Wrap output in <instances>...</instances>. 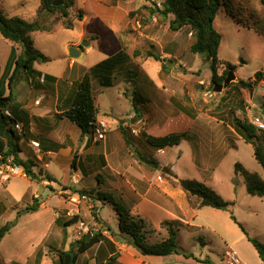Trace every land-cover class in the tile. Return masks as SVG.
<instances>
[{
    "label": "rangeland",
    "instance_id": "1",
    "mask_svg": "<svg viewBox=\"0 0 264 264\" xmlns=\"http://www.w3.org/2000/svg\"><path fill=\"white\" fill-rule=\"evenodd\" d=\"M71 1L72 6L68 9L66 20L62 19L59 12L48 16L40 13L37 16L42 25L50 29L30 34L34 47L49 58L47 62L39 63L42 66L40 71L54 77L63 75L66 66L62 47L64 43L77 39L81 32L84 33V40L80 44L83 41L88 43L87 40H96L90 46L94 48L92 54L80 58L81 61L84 59L82 65L88 66L104 56L112 57L121 50L125 51L134 65L131 70L133 75H127L123 71L116 72L111 88H101L100 93L97 82L92 86L95 90L98 89L93 92L95 91L94 98L98 108L97 117L105 126L104 135L111 127H116L115 131L119 132V125L124 126L132 136L130 141L133 144L130 148L131 157L128 154L127 157L137 172L152 173L156 182L173 188L179 187V179H193L232 203L227 211L209 207L203 209L198 217L202 228L192 231L178 228V252L191 257L192 260L188 262L225 264L222 255L231 247L245 263L263 264L248 238L264 243V197H253L246 193L243 178L234 174V165L239 163L262 179L264 171L253 158L252 143L241 140L235 133L229 113L235 112L239 117L246 116L250 122L260 119L264 123V6L258 0H229V4L220 6L214 21L215 29L220 35L217 70L219 75L226 78L228 63L234 66L235 70L232 71L235 78L226 88L214 92L215 84L211 81L207 62L190 51L195 42L193 30L189 26L174 30L170 27L174 16L169 14L163 17L160 14L165 0ZM0 5L7 17H18L30 22L32 20L29 14L35 11L37 1L0 0ZM79 11L82 18L78 17ZM65 21L72 25V29L61 27ZM8 42L0 36V70L4 68L7 60L5 44ZM88 46L89 44L85 48ZM147 53L165 61L156 62L148 58ZM133 54L137 55L133 57ZM162 64L166 68L165 72L161 71ZM256 73H262L261 80L253 86L252 92L242 90L239 95L236 91L237 83L249 79L252 82ZM142 74L152 80L153 87L145 79L138 78ZM68 75L67 73L66 76ZM7 82L6 77L0 79L2 95L9 92ZM222 84L223 82L220 85ZM19 87L29 89L25 78L22 77L12 85L13 97L18 94ZM134 91L138 92V96L134 95ZM30 92L28 98L32 102L37 92L34 89ZM133 98L139 102L146 101L141 102L145 103V107L136 102L140 114L132 107ZM119 115L122 117L119 118ZM187 115L196 117L194 124L204 134L199 140L200 145L197 144L198 140L192 139L191 131L186 132L188 141L182 140L171 149L156 150L145 143L143 134L154 136L173 131L184 133L186 123L183 124L182 119L186 120ZM118 119L124 120L123 123L117 124ZM137 154L155 164L142 161L136 167L133 162L138 159ZM111 164L118 165L113 159ZM124 167L134 171L128 162L124 163ZM42 170L55 175L60 181L66 175V167L54 162H51L48 169ZM123 172L124 169L121 175ZM99 173L100 176L96 179L84 177L81 184L88 189L85 191L91 192L92 198L85 195L74 201L66 192L69 184L57 187L59 196L63 198L61 200L69 205L58 214L60 222L66 223L73 218H77L78 222L67 227L68 233L64 235L60 233L59 226L52 228L46 239L35 247L29 257L26 254L31 249L29 243L33 242V234L46 228L41 218L24 216L25 207L32 202L29 194L37 184L30 182L28 177H14L10 180L0 190V229L14 220L17 213L22 217L17 226L0 241V264H19L24 259L26 260L22 264H57V254L60 250L67 249V240L74 242L88 232H95L98 201L91 188L96 191L97 188L106 186L101 189L102 194L109 195L116 203L123 205L120 193L107 186L103 177L106 173ZM113 176L117 177L116 174ZM124 178L122 175V178L116 179L119 181ZM41 197L46 195H39L36 198L38 202ZM188 199L193 207L198 203L194 197L188 196ZM99 213L110 229L115 230L117 220L113 210L105 205ZM147 223L150 222L147 220ZM206 226H212L214 230ZM58 232L60 235L55 236ZM149 237L155 242L159 240L156 233ZM37 253L39 259H36Z\"/></svg>",
    "mask_w": 264,
    "mask_h": 264
},
{
    "label": "trees",
    "instance_id": "2",
    "mask_svg": "<svg viewBox=\"0 0 264 264\" xmlns=\"http://www.w3.org/2000/svg\"><path fill=\"white\" fill-rule=\"evenodd\" d=\"M53 0H39V8L36 18L30 22H26L18 17H7L0 9V36L17 45L20 48V53L16 56L15 50L12 48L8 60L4 66L0 79L8 78L7 87L9 93L7 96L0 94V155L4 158L12 156L15 162L23 167L26 176L30 180L38 179V174L32 172V161H22L18 155L20 150V141L26 137L29 129V115L22 108L12 95V85L22 77L28 80V76L32 73V65L34 63H44L48 58L42 55L33 45L30 38L32 32H46L50 29L44 27L38 20L37 16L52 15L55 12L61 14L62 19L68 18V9L72 6L71 0H64V3L59 7L52 6ZM264 6V0H258ZM229 4V0H165L163 2V10L160 14L163 17L173 15L174 19L170 23V27L177 30L183 26H189L194 32L195 42L190 47L193 54H197L205 59L208 64V69L211 73V81L213 84L220 85L224 79V75L218 74V48L220 44V35L215 29L214 21L220 6ZM78 17L82 18L81 11L78 12ZM65 29H72L69 22H63ZM137 54H133L135 57ZM148 58H152L156 62H164L158 56L147 53ZM229 70H235L234 66L226 63ZM134 67L129 55L121 50L117 54L109 57L98 64L91 67L81 78L77 84L76 94L73 98L70 108L63 114L58 116L67 118L70 122L79 127L83 134L93 135L95 124L97 123V107L94 103V92L92 91V82H97L102 88L112 86L113 77L116 72H125L131 74ZM164 64L161 65V71L165 72ZM228 73V72H227ZM262 73L255 74V80L247 81L240 80L237 85V93L240 95L242 90L252 92L253 86L257 81L261 80ZM138 78L145 79L151 87L154 83L146 74L138 75ZM138 92L134 91V95ZM138 96V95H137ZM132 107L138 113L135 98L132 99ZM231 124L234 131L241 137L242 140L252 143L253 158L256 163L264 171V130L255 127L246 116L239 117L235 112L229 113ZM20 124L22 131L19 133L15 129V125ZM119 131L125 144L131 147L132 137L123 126H119ZM142 137L145 143L156 150L171 148L178 146L182 140L187 139L185 134L169 133L164 136L154 137L143 134ZM133 139V138H132ZM138 162L154 163L151 160L143 158L137 154ZM155 164V163H154ZM234 174L241 175L245 185V191L248 195L258 198L264 197V179L260 178L256 173L249 172L241 164L234 165ZM40 176V174H39ZM49 181H53L50 177L45 176ZM178 186L189 197H194L198 203L196 208L209 207L216 210L227 211L232 203L225 201L218 193L212 190L205 184L193 179H179ZM80 196L92 198L91 192L81 190L78 192ZM95 199L102 204H108L117 216V231L118 238L125 245L134 248L141 256L153 257H168L178 255V226L176 222H163L161 228L165 230L166 237L160 241L150 242L151 234H160L156 232L144 219L137 215L130 214L119 203H116L109 195L97 192ZM39 202L36 198L32 200L31 205L26 206L24 213H34L38 210ZM17 216L14 220L6 223L0 229V240L16 225ZM77 218H73L63 227H68L76 224ZM239 227L244 231V229ZM109 229V228H108ZM89 235V236H88ZM104 239L100 232H88L78 240L69 244L67 251L58 252L57 264H75L79 255L85 253L94 245ZM255 249L259 259L264 264V243L256 239L248 238ZM185 256V255H184ZM186 257V256H185ZM36 259H39V254H36ZM116 256H112L105 262L96 264H113ZM209 264V263H208Z\"/></svg>",
    "mask_w": 264,
    "mask_h": 264
},
{
    "label": "crops",
    "instance_id": "3",
    "mask_svg": "<svg viewBox=\"0 0 264 264\" xmlns=\"http://www.w3.org/2000/svg\"><path fill=\"white\" fill-rule=\"evenodd\" d=\"M36 1L37 5L35 11L29 14L31 20L36 18L39 8V0ZM1 8L2 6L0 5V9ZM2 12L6 15L4 11ZM33 33L37 32H32L30 34ZM83 34L84 33L81 32L77 39L64 43L62 47L64 51L62 56L65 59L64 62L66 66V70L63 75L54 77L47 72L40 71L42 70V66H40L39 63H34L32 65V74L30 73L27 80L29 89L25 90V88L21 87L20 89L19 87L18 94L14 97V99L21 104L22 108L29 115V129L26 133V137L20 141L21 152L18 157L22 161H32V172L38 174V179L30 180V182L37 184L35 189H33V191L29 194L30 200L32 201L39 195H46L44 198H39V207L36 212L24 214V216L33 215V218H41L44 220L46 226L43 231L33 234V238H31L33 242L29 243L31 249L26 254L27 257L32 255L35 247L46 239L52 228H55V226H57L56 228H58V226L61 228L60 233L62 232L63 235L68 233L67 227L62 226L63 223L60 222L58 214H60V212L62 213V210H65V207H69V205L61 200L63 198L59 196L60 192L57 187L69 184L66 192L69 193L71 200L76 201L77 199H80V195L78 194L79 191L88 190L81 186L83 178L94 177L96 179V177L100 176L99 172H104V174L106 173L103 177L107 186L111 190L120 193L121 201L123 202L122 206L128 209L130 214L137 215L146 222L148 220L150 222V226L156 232H160V234H158V241L166 237L165 230L161 228V224L163 222H176L178 228H184L187 231L203 227L200 223H198V217L199 213L206 207L199 209L193 207L189 202L188 195L182 191L180 187L173 188L169 185L164 186L163 184L155 181V176L152 173L143 174L142 172H137V169L133 167V164L130 163L127 157V154L129 156L131 154L130 148L133 147V144L131 147H128L125 144L120 131H115L117 130L116 127H111L110 131L104 135L101 140H99L92 135L83 134L81 129L70 122L67 118L58 116L70 108L76 94L77 84L84 74L94 65L111 57L109 56L106 58V56H104L91 65H82L81 63H83L84 59L81 61L80 58L92 54L94 48L90 46L92 45V42L96 41L87 40L89 44L88 48L80 47V42L84 40L82 38ZM5 45L7 46L6 52L8 51L7 60L12 48L15 50L16 56L20 53V48L12 42L9 41L8 44ZM69 48H75L79 51V56L74 59L69 58ZM3 69L0 70V78ZM67 73L69 74L68 76H66ZM94 83L95 82H92V86H94ZM101 88L102 87L99 88L98 93H100ZM31 89H34L37 92L36 97L32 102H30V99L28 98V95L31 93ZM93 90H95L94 87L92 88V91ZM95 91L97 92L98 89ZM8 93L4 94V96H7ZM141 102L146 101H140L138 103L139 105L143 104L142 106L145 107V103ZM94 103L97 107L95 98ZM97 116V122H103ZM120 117H122V115H119V118ZM195 119L196 117L192 118L188 115L186 120L182 119L183 124L186 123L184 124L186 126V131L181 134L186 135V132L191 131L192 139L195 141L198 140L197 144L200 145L199 140L204 134L195 126ZM123 121L124 120H122V122ZM119 123L120 120L118 119L117 124ZM163 123L164 122H162V125H164ZM169 133H176V131L168 132L162 135H154V137L164 136ZM185 140L188 141V138ZM31 142L37 143L38 147H33ZM111 159L116 160L118 165L113 166L111 164ZM136 160L137 159H135L133 163L136 167H138L139 162ZM51 162L58 165L63 164V166L66 167V175L63 176L61 181L58 180V177L56 178L55 175L42 170V168L48 169ZM127 162L130 168L134 171L125 169L124 163ZM123 169L124 174L122 173V175H124L125 178L124 180L119 179L118 181L116 178H122L121 172ZM114 174H116L117 177L113 176ZM45 176L50 177L53 181H49ZM75 181L77 183H75ZM98 183L102 184L100 182ZM70 184L73 187H71ZM103 188H106V186L97 188L96 191L95 188H91L94 190L92 193L95 195L97 192L102 193L101 189ZM96 203H98L96 204L97 214L95 218L97 221H94V226H97L98 231H96L100 232L104 236V239L85 253L79 255L75 264H96L98 262H105L112 256H116V260L113 264H180L192 260L191 257H185L180 252L178 255H171L168 257L141 256L134 248L125 245L119 240L117 221L115 224L116 229L113 230L110 229L107 221L100 216L99 210H101V207L108 204H102L99 201ZM108 206L111 208L110 205ZM88 210L89 209L87 208V212L89 214ZM76 213L79 212L76 211ZM113 215H115L117 220L116 214L113 213ZM21 217L22 216L20 215L17 218L16 225L13 228L17 226ZM90 218L92 219L91 214ZM101 227H103V229H101ZM206 227L214 230L212 226ZM10 231L8 233H10ZM60 233H55V236H59ZM150 242L155 241L150 238ZM71 243L72 242H70V240H67L65 244L67 249H62L60 252L67 251L69 244ZM25 260L26 259L19 261L21 262L19 264L24 263Z\"/></svg>",
    "mask_w": 264,
    "mask_h": 264
},
{
    "label": "built area",
    "instance_id": "4",
    "mask_svg": "<svg viewBox=\"0 0 264 264\" xmlns=\"http://www.w3.org/2000/svg\"><path fill=\"white\" fill-rule=\"evenodd\" d=\"M258 129L264 130V123L261 122L260 119H254L251 122ZM15 129L20 133L22 131V126L20 124L15 125ZM105 126L102 122H97L95 124V128L93 131V135L97 137V139H102L105 133ZM33 147H38V144L35 142H31ZM14 177H27L23 167L18 165L12 156L4 158L0 155V190L5 188L6 184ZM84 197V196H81ZM88 234V233H86ZM85 235V234H84ZM222 260L225 264H247L245 263L238 253L229 247L224 254L222 255ZM180 264H203L200 262H183Z\"/></svg>",
    "mask_w": 264,
    "mask_h": 264
},
{
    "label": "water",
    "instance_id": "5",
    "mask_svg": "<svg viewBox=\"0 0 264 264\" xmlns=\"http://www.w3.org/2000/svg\"><path fill=\"white\" fill-rule=\"evenodd\" d=\"M63 3H64V0H53V1H52V6H54V7H59V6H61ZM87 45H88V43H85V42L83 41V42L80 44V47H85V46H87ZM68 56H69V58H72V59L77 58V57L79 56V51H77L75 48H69V49H68ZM234 78H235V76H234V72H233L232 70H229L228 73H227L226 78H225L224 81H223V84H222V85H217V84H215V85H214V88H213V91H214V92H220L222 89L226 88L227 85H228L231 81L234 80ZM122 123H123V122L120 121L119 124H122ZM88 236H89V235H88Z\"/></svg>",
    "mask_w": 264,
    "mask_h": 264
}]
</instances>
